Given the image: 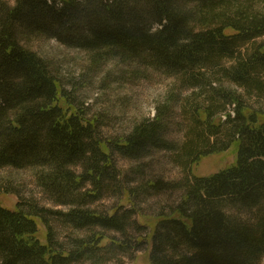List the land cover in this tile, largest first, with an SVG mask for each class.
Segmentation results:
<instances>
[{
    "label": "trees",
    "instance_id": "16d2710c",
    "mask_svg": "<svg viewBox=\"0 0 264 264\" xmlns=\"http://www.w3.org/2000/svg\"><path fill=\"white\" fill-rule=\"evenodd\" d=\"M36 38L86 52L93 67L157 71L176 91L153 119L103 139L100 119L24 44ZM245 96L264 98V0H0V170L31 171L43 195L0 184L18 199L0 206V264H123L143 242L130 234L145 229L136 199L165 191L183 197L156 217L151 264H261L264 111ZM176 113L183 143L168 137ZM235 143L234 165L193 173ZM157 151L174 154L182 180L143 178ZM115 154L141 165L125 174ZM110 197L116 206L94 207Z\"/></svg>",
    "mask_w": 264,
    "mask_h": 264
},
{
    "label": "rangeland",
    "instance_id": "374dc122",
    "mask_svg": "<svg viewBox=\"0 0 264 264\" xmlns=\"http://www.w3.org/2000/svg\"><path fill=\"white\" fill-rule=\"evenodd\" d=\"M262 41L263 39L258 43ZM24 44L50 63L65 89H74L76 97L79 98L80 103L85 105L91 118L100 119V132L103 139H119L127 135L140 121L153 119L157 106L164 102L166 95L173 90L176 91L175 81L157 71L142 69L136 72L137 68L134 66H126L115 60L106 65L93 67L86 52L67 48L54 39L36 38ZM230 85L237 89L234 85ZM239 92L243 93L241 90ZM245 101L250 109L264 111V98L245 96ZM233 108L229 107L228 112L232 113ZM185 127L184 118L177 113L173 115L169 139L183 143L186 134ZM238 147V143H235L229 151L223 152L222 155L208 157L197 168H194L193 173L199 176H209L234 165L238 157ZM114 159L125 174L130 173L132 167L143 164V178L148 181L161 179L166 182H176L185 177L183 168L176 162L174 154L170 152H154L141 164L126 160L118 154H115ZM131 177L141 179L142 176L131 175ZM7 182H13L23 197L28 200L42 199L41 189L29 170H0V184ZM135 184L138 183L135 182ZM182 197L183 192L181 191H165L159 195L151 194L136 199L138 207L136 220L144 225L145 229L142 232L131 229L130 234H133L135 238L142 237L143 242L140 249L134 251L133 255L131 251L129 257H124L123 264H151L152 240L150 238L149 241L147 236L152 231V237L155 232L156 217L161 213H170L171 208L175 207ZM17 203L16 196L5 195L4 190L0 189V206L16 210ZM117 203L116 198L110 197L94 207L99 211H106L116 206ZM112 235L120 238V235L116 233ZM39 237L42 242L45 241L44 230H40ZM261 264H264V259Z\"/></svg>",
    "mask_w": 264,
    "mask_h": 264
}]
</instances>
